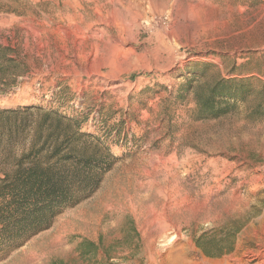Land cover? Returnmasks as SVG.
<instances>
[{"label": "rangeland", "instance_id": "1", "mask_svg": "<svg viewBox=\"0 0 264 264\" xmlns=\"http://www.w3.org/2000/svg\"><path fill=\"white\" fill-rule=\"evenodd\" d=\"M220 78L247 92L200 118ZM40 108L117 160L0 264H264V0H0V175Z\"/></svg>", "mask_w": 264, "mask_h": 264}, {"label": "trees", "instance_id": "2", "mask_svg": "<svg viewBox=\"0 0 264 264\" xmlns=\"http://www.w3.org/2000/svg\"><path fill=\"white\" fill-rule=\"evenodd\" d=\"M247 89L236 79L220 78L196 86L200 118L233 110ZM7 109L0 110L6 112ZM30 146L0 175V253L9 254L49 228L56 216L90 197L117 158L81 122L58 110L40 108Z\"/></svg>", "mask_w": 264, "mask_h": 264}, {"label": "bare ground", "instance_id": "3", "mask_svg": "<svg viewBox=\"0 0 264 264\" xmlns=\"http://www.w3.org/2000/svg\"><path fill=\"white\" fill-rule=\"evenodd\" d=\"M100 8V7H99ZM82 16V15H81ZM84 19V18H83ZM96 21V20H95Z\"/></svg>", "mask_w": 264, "mask_h": 264}]
</instances>
